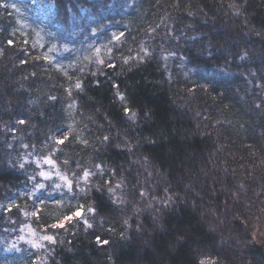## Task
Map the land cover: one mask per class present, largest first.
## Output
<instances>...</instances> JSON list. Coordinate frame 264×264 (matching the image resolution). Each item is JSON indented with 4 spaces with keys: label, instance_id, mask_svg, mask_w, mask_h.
Instances as JSON below:
<instances>
[{
    "label": "trees",
    "instance_id": "trees-1",
    "mask_svg": "<svg viewBox=\"0 0 264 264\" xmlns=\"http://www.w3.org/2000/svg\"><path fill=\"white\" fill-rule=\"evenodd\" d=\"M0 264H264V0H0Z\"/></svg>",
    "mask_w": 264,
    "mask_h": 264
},
{
    "label": "snow or ice",
    "instance_id": "snow-or-ice-1",
    "mask_svg": "<svg viewBox=\"0 0 264 264\" xmlns=\"http://www.w3.org/2000/svg\"><path fill=\"white\" fill-rule=\"evenodd\" d=\"M76 87H80V85L79 84H77L76 85ZM60 143H62V141H60ZM48 164H52L53 163V161H51V160H47L46 161ZM41 175H45L44 173H41ZM89 175V173L88 172H85L84 173V176H85V178H87V176ZM70 186V185H69ZM41 187H43V185H41ZM82 207V206H81ZM89 211H94L93 209H89ZM82 215V213H81V211L78 209L76 212H74V213H72L71 215H68V216H65V217H63V221H59V222H57L56 224H54V225H52V227H64V223L65 222H70L72 219H73V217H80ZM86 222V221H85ZM43 239H45V240H48V241H53V237L52 236H44L43 237ZM54 242V241H53ZM104 243H107V241H104Z\"/></svg>",
    "mask_w": 264,
    "mask_h": 264
},
{
    "label": "rangeland",
    "instance_id": "rangeland-1",
    "mask_svg": "<svg viewBox=\"0 0 264 264\" xmlns=\"http://www.w3.org/2000/svg\"><path fill=\"white\" fill-rule=\"evenodd\" d=\"M111 31L117 35H120L122 32H123V29L121 27H115V28H112ZM67 134V131L66 129H60L59 131H57L56 133V138L58 140H63V138L66 136ZM39 203V202H38ZM37 207H38V204L35 205L32 210H31V216H35L37 214ZM204 261H209V259H205Z\"/></svg>",
    "mask_w": 264,
    "mask_h": 264
}]
</instances>
